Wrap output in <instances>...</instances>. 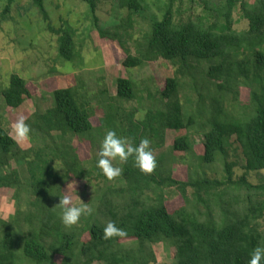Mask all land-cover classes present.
Returning <instances> with one entry per match:
<instances>
[{
	"label": "trees",
	"instance_id": "16d2710c",
	"mask_svg": "<svg viewBox=\"0 0 264 264\" xmlns=\"http://www.w3.org/2000/svg\"><path fill=\"white\" fill-rule=\"evenodd\" d=\"M14 1L7 0L2 19ZM80 1L88 5L99 37L116 40L124 49V69L163 60L175 70L153 93L146 88L150 105L139 104L145 110L142 119L134 118L140 108L123 107L124 102L143 98L132 80L117 78L114 97L108 96L106 88L94 95L83 78L74 84L64 80L66 85L52 90L51 108L37 106L25 118L30 127L25 150L9 135L0 115V190L12 191L16 207L8 220L0 217V264H159L152 251L157 243L173 250V260L164 264H248L252 251L264 247V182L253 185L246 176L236 179L228 146L235 136L245 171L264 170V0L253 5L247 0H190L202 11L186 20L176 19L182 12L174 10L176 0H168L159 15L150 11L145 0H122L129 14L147 24L137 40L126 33V39L133 41V53L124 47L122 34L98 29L97 0ZM31 3L46 19L43 0ZM237 8L247 21L242 33L233 29ZM64 23L54 31L57 56L72 71L83 60L74 43L75 30ZM127 26L132 27L129 21ZM197 74H201L198 79ZM203 79L207 88L215 89L206 108L207 97L197 82ZM256 80L259 86L254 85ZM242 85L250 89L249 102L241 105L238 118L229 119L223 109L225 97L235 108ZM194 93L196 110L186 118L181 95L185 104L193 105ZM0 94L13 110L32 97L30 84L18 74L8 77ZM99 96H107V102H95ZM94 116L99 117L97 126ZM194 126L203 136V153L198 163L190 164L193 169L185 179L174 177L170 157L157 156L151 174L140 172L132 157L123 164L116 161L121 176L109 181L96 165L90 166L91 161L81 160L72 144L78 139L100 148L106 131L113 130L133 145L149 139L153 152L164 146L167 130L180 133ZM171 149L181 159L192 153L186 135L176 137ZM216 162L221 176L210 179L201 166ZM95 179L102 180L104 187L94 186L87 198L90 214L82 215L77 225L65 227L60 209L54 206L67 183ZM169 189L182 200L172 212L165 199ZM108 222L122 228L126 236L103 239Z\"/></svg>",
	"mask_w": 264,
	"mask_h": 264
},
{
	"label": "rangeland",
	"instance_id": "374dc122",
	"mask_svg": "<svg viewBox=\"0 0 264 264\" xmlns=\"http://www.w3.org/2000/svg\"><path fill=\"white\" fill-rule=\"evenodd\" d=\"M145 1L150 11L156 15H159V11L168 2V0ZM247 1L253 5L258 0ZM43 2L48 13L46 19L32 6L31 0H15L10 8V12L5 15V19H2L1 14L7 0H0V92L6 87L8 77L11 74H18L30 84L32 94L30 100H27L15 110L5 106L0 94V115L4 118L7 132L13 139L11 125L20 116L26 118L32 115L37 106H40L41 109L51 108L53 106L51 93L58 85L74 84L75 80L83 78L86 87L93 94L94 91L97 93L106 88L108 96L114 97L116 94L115 80L117 78L130 79L139 88L138 96L143 98L141 102L139 100L124 102L123 107L140 108L139 104L144 106L150 105L149 100L146 98V88L151 89L153 93L156 88L163 86L166 78L173 76L175 67L163 60L149 63L139 69H124L122 65L126 58L124 49L116 40L101 39L99 37L97 29L93 26L91 15L88 14V5L82 3L80 0H43ZM173 7L174 10L180 8L183 12L179 13L180 16L176 13V19L181 17L182 20H186L191 14H200L202 11L198 4H193L190 0H182L181 3L176 0ZM95 16L98 19V29L109 31L113 35L116 33L118 35L122 34L124 47L129 48L133 53V41L141 37V33L146 30L147 25L138 15L129 14L127 8L122 5V0H97ZM144 19L147 20V16ZM234 20L233 29L237 32L242 33L247 29V21L242 18L239 8L234 13ZM128 21L132 27L127 26ZM64 22L70 24L75 30L74 43L81 51V58L83 60L82 65L78 63V65L72 68V71H68L66 63L57 56L58 36L54 31H57L59 27H63L65 25ZM126 33L131 35L133 41L126 39ZM126 43L128 44L126 45ZM195 77L198 79L201 77V74H197ZM64 80L67 83H64ZM197 82L200 92L207 97V101H205L206 108L210 106L209 99L212 100L214 97L215 89L212 86L207 88L204 79ZM254 85L259 86V80H256ZM249 93L250 89L248 86L242 85L240 87L239 98L235 108L228 102L230 98L225 97L223 109L229 119L239 117L243 111L241 105L249 102ZM183 95H181L180 103L183 113L187 118L190 113L196 110L195 102L198 96L195 93L192 94L193 105H191L184 103L182 99ZM99 97L95 98L94 101H104L107 96ZM139 112L145 113V110L140 108ZM97 115L100 116L101 114L98 113ZM98 116L93 117L94 126L98 125ZM181 135L187 136L192 149V153L187 154L184 159H181L179 155H173L176 153L172 154L171 149L174 139ZM203 143V136L196 126L192 129L183 130L180 133L167 130L165 132L164 146L152 153L154 157L162 156L165 159H169L170 157L171 160L168 163L170 168L167 165L165 167L173 171L175 178L185 179L193 169L190 164L194 165L198 163L197 160L203 153ZM72 144L81 160L86 161L88 159L87 162L91 161L89 163L90 166L96 165L97 153L100 149L99 145L91 147L88 142L78 139H73ZM18 147L25 150L29 147V144L28 142L19 144ZM228 161L235 164L233 173L236 179L246 176L248 182L253 185L264 182V170L258 172L245 171L242 147L235 136H232L229 141ZM114 166H118L116 161L114 162ZM204 167L201 166L208 178L214 179L221 176L218 174L221 171V166L217 162ZM20 171L25 173V170ZM68 184H72L69 185V188L73 192V202L76 204H86L87 198L93 193L94 186L96 188L104 187V182L96 179L90 183L70 181L66 185V190ZM12 195L11 190H0V217L3 220H8L15 212L16 207L14 200H12ZM77 196L80 200L77 199ZM165 199L166 206L171 212L182 204V200L173 189L165 191ZM152 251L156 262L159 264L170 263L173 260L170 257L173 250H168V247L166 248L161 243L152 245Z\"/></svg>",
	"mask_w": 264,
	"mask_h": 264
},
{
	"label": "clouds",
	"instance_id": "9594fccd",
	"mask_svg": "<svg viewBox=\"0 0 264 264\" xmlns=\"http://www.w3.org/2000/svg\"><path fill=\"white\" fill-rule=\"evenodd\" d=\"M145 113L138 112L135 119H142ZM11 132L15 142L25 144L30 140V127L25 123V118L20 116L14 124L11 125ZM150 141L147 138L140 140L138 145L126 139L118 137L113 130H107L100 144V150L97 153L96 167L102 175L109 181L121 176L122 168L114 166V162L118 161L126 163L130 157L133 158L134 166L144 174H151L156 168L155 157L149 147ZM69 185L63 195L59 197V203L54 206L60 209L61 222L65 227L77 225L82 215L90 214L91 209L85 203H74V195L70 190ZM77 199L78 196H77ZM80 200V199H79ZM126 232L115 225L113 222H108L103 229V239L109 240L113 237L123 238ZM264 260V247H256L248 261V264H261Z\"/></svg>",
	"mask_w": 264,
	"mask_h": 264
}]
</instances>
